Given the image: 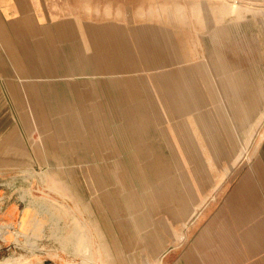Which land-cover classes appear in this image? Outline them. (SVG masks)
Returning <instances> with one entry per match:
<instances>
[{
    "label": "rangeland",
    "instance_id": "rangeland-1",
    "mask_svg": "<svg viewBox=\"0 0 264 264\" xmlns=\"http://www.w3.org/2000/svg\"><path fill=\"white\" fill-rule=\"evenodd\" d=\"M263 6L255 5L254 8L260 10L264 9ZM215 8L216 5H209L208 11L204 13L190 11L181 13V17L177 18L173 17L175 15L172 11L170 14L173 21L186 19L187 27L179 28L178 35L174 34L173 30H168L165 34L171 42L181 41L182 44L179 42L178 46L186 50L184 55H191V58L185 59V62L191 61L189 63L191 69L202 65V69L205 70L207 62L206 67L209 66L211 73L214 71L212 66L216 65L219 69L225 65L224 69L228 73L243 71L247 79L251 81L252 77L256 79V90H261L264 95V17L246 14L243 19L225 18L220 23ZM177 63L179 61L176 60L175 64ZM156 73H159V69L154 70L153 74ZM261 102L256 104L260 109ZM54 110L32 107L16 109L17 114L21 115L26 121V126L30 128L27 138L31 139H23L22 135L19 137L32 163L22 164L16 171H0V264H28L30 258L35 256H47L63 264H93L90 257L94 253L91 252L90 244L97 245L100 240L108 241L106 236L102 239L89 236L88 231L93 233L91 219L89 220L87 215L91 209L83 197L82 200L76 198L75 201L71 200L68 203L62 196L49 189L50 173L38 164L31 142L39 141L41 137L43 139L46 136L53 138V145L66 149L70 161L73 162L70 167L74 170L75 178L92 197L97 198L100 192L104 191L102 188L106 189L104 192H108L113 206L115 208L119 206L124 213L119 215L127 227L136 220L140 222L145 220L144 235L150 243L152 240H158L160 254L156 260L150 258L151 252L149 253L148 247H145L147 241L142 240L139 234L141 231L131 229L129 226L124 234L127 233L125 238L137 242L139 252L137 264H163L162 259L165 261L169 257L171 264H259L264 260L263 248L261 249L263 251L254 258H251V254L248 256L244 254L250 253V250L248 251L251 241L250 230L252 232L255 230L258 235L257 243L264 244V175L260 169L259 172L253 171L254 160L261 167L264 164V140L258 142L264 131V123L257 127L249 151L213 190V177L229 165V160L223 156L219 145L207 141L206 145L204 141L201 145L192 140V147L188 145L185 148L183 143L182 155L172 156L168 150L160 147L159 139H154L155 126L150 117L152 116L150 108L143 107L144 115L141 116L145 127L151 119L153 130L149 122L148 128L151 131L147 129L141 136L145 139L144 145L140 146L144 155L127 157L128 172L119 171V160H113L112 169L101 159L93 160V164L89 162L91 164L89 166L85 161L79 162V158L72 154L74 150L71 146L63 143L67 139L57 136L56 124L50 123L47 126V134L44 131L40 133L37 115L44 111V114L49 116L50 112L54 114ZM50 120L51 118H48L47 122ZM231 131L233 138L243 132L234 131L233 128ZM171 134L170 129L167 137L170 138ZM130 141L131 144L134 143ZM234 141L236 145L237 140ZM254 147L256 150L252 153ZM204 157L210 159L214 171L208 170ZM156 158L161 159L160 166ZM81 166L85 167L84 170L80 169ZM89 167L100 171H89ZM152 169L154 171L151 180L148 172ZM155 172L160 175L159 181L155 178ZM92 173H99L98 175L103 177H100L103 187L98 189L99 194L94 189ZM23 180L27 181L29 186L23 183ZM124 180L125 182L127 180L126 188L120 186ZM185 187L189 188L188 191L194 189L200 197L208 195L205 206L193 218L187 229H183L181 225L187 214L177 221L170 215L174 214L172 209H176L182 200L186 202ZM127 193L128 197L130 195L129 199L124 198ZM98 200L101 201V197ZM189 210L190 206L187 212ZM16 216H19L18 221H13ZM92 216L93 214L90 218ZM110 219L113 223L112 215ZM169 220L174 221L173 227L177 232L184 234L185 238L182 241H176L173 237ZM5 231L9 232V238L6 237ZM106 246L111 248L110 243ZM108 259L111 264H115L109 256ZM99 260L97 262L102 264L101 259Z\"/></svg>",
    "mask_w": 264,
    "mask_h": 264
},
{
    "label": "crops",
    "instance_id": "crops-1",
    "mask_svg": "<svg viewBox=\"0 0 264 264\" xmlns=\"http://www.w3.org/2000/svg\"><path fill=\"white\" fill-rule=\"evenodd\" d=\"M221 2L0 0V20L28 15L36 23L33 36L25 32L13 34V53L27 55L23 69L13 70L3 56L9 52L0 47V171H16L22 164H29L26 161L29 154L20 137L28 139L30 128L17 114L19 107L72 108L87 112L88 117L93 113L101 117L106 110L100 109L154 106L145 95L144 84L149 82L144 75L150 76V72L144 69L142 55H184L186 50L178 46L181 41L171 42L165 32L173 30L178 35L179 28L187 27V21H173L170 13L173 11L176 18L190 11L204 13L209 5L218 8ZM149 14L152 19L147 18ZM159 94L149 93L156 98ZM99 121L105 122L88 120ZM92 231L88 234L94 239L103 235L109 241L104 227L100 233L94 228ZM90 248L94 260L111 264L105 253L107 246L105 249L98 241L97 245L91 243ZM169 258L162 259L163 264H171ZM28 264L63 263L47 256H35Z\"/></svg>",
    "mask_w": 264,
    "mask_h": 264
},
{
    "label": "bare ground",
    "instance_id": "bare-ground-1",
    "mask_svg": "<svg viewBox=\"0 0 264 264\" xmlns=\"http://www.w3.org/2000/svg\"><path fill=\"white\" fill-rule=\"evenodd\" d=\"M5 1L7 2V0ZM217 1H223L222 5L224 18L226 17V15L228 16V14L233 13V16H236V18L234 19L240 20L245 17V12H250L249 8L231 5V3L229 2L231 0ZM251 12H253V15L255 17H264V10H251ZM8 19L9 20H0V47L4 50V52H9L8 55L3 56H5L9 61L10 67L13 70L18 71L26 66L27 55H20L19 53L15 55L13 53L15 49L13 45V34H20L22 32H25V34L33 36L36 34V23L34 19L28 15L24 16L23 18L14 17ZM142 56L144 57V62L147 64V66L151 64L153 65L154 62L152 60L151 62H149V55ZM190 56L191 55H168V57L164 58L161 57V55H156L155 65H169L170 63L175 62L177 60V57L191 58ZM206 64L205 70L202 69V65H198L193 69H189L188 67H185L183 65L182 68H178L174 71L167 70L163 75H159V85L162 84V88L164 89H161L165 92L166 95H161L162 93L159 94V99H161L162 101L168 100V102H171L172 107L174 106V109L179 110H181L183 106L186 108L193 107V104L191 103H186L184 105L182 104V102L186 101L188 98H190L192 102H199L198 100L202 101L203 98L204 100L206 99L208 101H211L212 104L215 103V109H213V111L203 110L200 114V118L202 119V122L207 130L205 134L207 142H213L218 144L219 147L222 149L221 152L223 156H225V158L229 160V163L231 165L230 167H232L238 162L240 157L248 151L249 143L253 137V133L256 131L258 125L261 123L264 117V95L261 90H256V79L254 78V80L253 77L252 81L247 79L243 71H230L228 73L224 69L225 65H222L220 69L216 65V67L212 66V68L214 69V71L212 70V75L211 71L209 70V66L207 68ZM248 74L252 75V73ZM221 100L223 101L222 103ZM259 100L260 102L263 101L261 102V109L256 106L257 103H260ZM157 101L158 99L155 102L154 116L156 118L155 121L160 123L161 120H166L168 116L166 114V111L162 110V102ZM157 105H160L161 107V114L158 113ZM197 105L198 103H194V107ZM216 105L218 106L216 107ZM41 117H44V115H42L41 113L38 114L37 121H40L42 119ZM158 118L160 119V121ZM232 126H235V128ZM160 128L163 130L161 125ZM232 128L234 129V131L243 129L240 130L243 131V135L241 136L240 132L236 137V145H234L235 139H233L231 135ZM43 131L44 129L42 127L39 132L42 133ZM219 132H221V134ZM170 140L174 146L177 144V141L175 140V134L174 136H170ZM185 140L190 139L186 137ZM261 140H264V131L261 134V137L259 138L258 142H260ZM31 142L34 145L33 151L35 153V156H37L36 160L38 161V164L40 166H43L45 170L50 173L51 178L49 181L50 184L48 185L49 189L58 194L59 196H62V199L67 200L68 203L71 200L75 201L76 198L82 200L81 198L83 197V200H85L86 204L89 205V209H91V211L94 210L92 213H90L91 211L87 212V215H89V220L91 219L90 223L92 224L93 228L99 233L101 232V226L103 225L105 231L108 233L109 242L105 240H100V243L101 246L103 245L105 249L106 245L110 243L111 248L107 247L109 252L107 253L106 251L105 253L107 256H109L111 260H113L115 264H136L137 262L136 259L139 253L137 251V242H134L132 239L125 238L127 236V233L124 234V232L128 231L127 228L129 226L131 227V229L141 231V234H143V240L147 241L146 244L149 247L148 251L149 253L151 252L150 258L152 257L153 260H156V258L160 254V244L158 240H152L150 243L149 239L145 237V220H143V222H140L139 220L138 222L136 220L139 228L136 227V222H134V224L130 223L131 225L128 224L127 227L121 215H119L124 213L121 212L119 206H117L116 208L113 206L112 200L110 199L111 197H109L108 192H104L106 191V189H104L101 183L102 180L100 179L99 175H97L96 173H92L91 176L94 177L93 186L95 191L98 192V189H101V187H103L102 189L104 191L100 192V194L98 192L99 196L97 197L98 199L101 197V201H99L97 198L92 197L89 194L88 190H85L82 187V184L75 178L73 173L74 170H72V168L70 167L71 163L73 162L70 161V156L66 153L63 148H59L56 145H53L52 139L47 136L43 137V139L41 137V140L39 141L33 140ZM107 143H110V141H107ZM74 145L77 144L74 143ZM80 149L81 148L79 147L78 150ZM255 150L256 147H254L252 153H255ZM80 151L86 156V161L89 160L87 154L83 150ZM79 160L80 162H83V159L79 158ZM156 160L159 162L158 166H160L161 159L156 158ZM26 161L30 164L32 163L29 159H26ZM204 161H206L208 170L214 171L210 159L208 157H204ZM154 163H156V161H154ZM150 164L152 165V162ZM151 165H149L148 168H150ZM230 167L228 166L227 168H225L224 172L217 173V176L213 177V190L218 185H220V183H222ZM259 169L262 170V175H264V164L261 167L257 164V161L254 160L253 171L259 172ZM152 171H154V169H152L151 172H148V175L151 176V180L153 179ZM159 176L158 173L155 172V178L158 181L160 178ZM22 182L26 183V185L29 186V183L27 181L23 180ZM123 182L124 181H121L120 186H127ZM184 189L186 190V202H183L184 200H182L176 207V209H172L174 211V214L170 215L171 218L174 219V221H177L178 219L180 220L182 216L184 217L185 214H187L186 217L182 219L183 221L181 223L182 228L187 229L189 227V224L192 223L193 218L199 213V211L207 202L206 200L208 196L205 195L200 197L194 189H191L189 191V188L187 187H185ZM129 197L127 193L124 198L129 199ZM103 204H106L107 206L105 207ZM189 206L190 210L187 212ZM91 214H93V216L90 218ZM111 215L114 219L113 223L110 219ZM174 221L169 220L171 228H174ZM96 223L98 224V226ZM173 230L176 233V240L179 238L180 235H182L183 239L185 238L183 233L177 232V230L175 229ZM99 238L102 239L103 235H99ZM262 248L264 249V244L261 246V248H259V250H256L255 253H260L261 251H263L261 250ZM91 257L90 261L93 264H100L93 259V256Z\"/></svg>",
    "mask_w": 264,
    "mask_h": 264
},
{
    "label": "water",
    "instance_id": "water-1",
    "mask_svg": "<svg viewBox=\"0 0 264 264\" xmlns=\"http://www.w3.org/2000/svg\"><path fill=\"white\" fill-rule=\"evenodd\" d=\"M229 2L233 6H239V7L241 6L243 8H249L250 12H245V15L253 14L251 10L252 11L259 10V9L254 8L255 5H259V6L264 5V0H231ZM222 4L223 2L219 3L217 6L218 8H215V11L217 12V15H218V22L220 23L223 22V18H224ZM260 10H264V9H260ZM147 18L152 19V15L149 14ZM225 18H236V16H233V13H231V14H228V16L226 15ZM148 57H149V62H151L152 60L154 63L153 65L151 64L147 66V64L143 60L144 69L146 70L147 73L150 72V76L144 75L145 80L149 82L148 84L145 83L144 86H145V95L149 96V99H150L149 103L154 105V106L148 107L152 110V113H151L152 116L150 117L152 119V122H154V126H155V129H154L155 138L154 139H159L160 147L168 150L172 156L182 155L181 146L183 145V143H185V148L188 145L192 147V140L199 142L201 145H202V141H204L206 145L207 140H206L205 134L207 130L202 122V119L200 118V114L203 110L213 111V109H215V103L212 104L211 101H208L206 99L204 100L203 98H202V101L198 100L199 102L197 101L192 102L190 98H188L186 101H183L182 104L184 105L186 103H191L193 104V107L186 108L183 106L182 109L179 110V109H174L173 108L174 106L172 107L171 102H168V100L162 101L161 99H159V97L156 98V96L151 97L149 95V93L153 95L154 93L153 91H155L156 93L159 92L160 94L162 93L161 95L166 96L165 92L162 90L164 89L162 88V84L159 85V79H158L159 75H163L167 70L174 71L178 68H182L183 65L191 69V64L189 65L191 61L188 60V62L187 61L185 62V59L187 60L188 58H177V61H179V63L177 64H175L176 63L175 61L173 63H170L171 65L170 64L165 65V64L158 63V64H161L158 66V65H155L156 55L155 56L149 55ZM161 57L165 58V57H168V55H162L161 53ZM169 66H175V67L174 69H172V68H168ZM156 69L157 70L159 69V73H156L155 75L153 74V72ZM147 89L149 90L151 89V91H148ZM206 92H207V89H206ZM157 99H158L157 102H162V106H163L162 110H165L168 116L166 120H163V121L161 120L160 123L155 121L156 118L154 116V113H155L154 107H155V102ZM194 103H198V105L194 107ZM164 105H165V108L167 107L166 109L164 108ZM212 105H214V108H212ZM217 106L218 105H216V107ZM54 109H55L54 114H51L50 112L49 116L44 114V111L43 113H41L42 115H44V117H41L42 118L40 120L41 122L38 121L39 129L43 127L44 133H46L47 126L50 123L56 124L55 130H56L57 136H62L64 139H67L63 143L69 144V147L71 146V148L74 150V153L72 154L73 155L75 154L77 158L83 159V161H85V163H87L88 166L94 163L93 160L101 159L104 163L105 162L108 163L112 169L113 160H119L120 162L119 164L120 167H118L119 171L122 170V171L128 172L129 166L127 165V161H126L127 157L132 156V155L133 156L134 155H144L143 149L140 146L144 145L145 139H142L141 136L142 134L145 133V131H147V129L151 131V129L148 128V125L150 124L149 122H151L150 121L151 119H149L147 117L148 115L145 114L146 118L149 119L148 120L149 122H147L148 125L145 127L144 126L145 122L141 116V115H144V111L141 108H126V109L117 108L116 110L113 108L112 109H100V110H106L105 116H101V117H95L94 113L90 117H88L87 112L80 111L79 109H72V108H64V109L54 108ZM157 110H158V113L161 114L160 105H157ZM69 111L71 112L70 115H69ZM92 112H95V111H92ZM48 118H51L50 122H47ZM89 119L90 120L102 119V120H105V122L99 121L97 123H89L88 122ZM152 122L150 124L151 128H152ZM261 123H264V117ZM83 124H86V125L84 126ZM139 125H142V126H139ZM160 125L163 128V130L160 128ZM170 129L172 130L171 135L174 136L175 134V140L177 141V144L175 146L171 142L170 138L167 137V134ZM240 130H243V129H239L238 132H240ZM256 132H257V129L253 133V137L249 143V148L255 137ZM128 134H130V136H128ZM240 135L242 136L243 134L240 133ZM128 137H131V138H128ZM186 137H188L190 140H185ZM49 138L53 139L52 137H49ZM28 139H31V138L29 137ZM181 139L183 140L181 141ZM233 139L237 140L236 138H233ZM130 140H132L134 143L131 144ZM107 141H110V143H107ZM96 142L98 143V146ZM74 143H76L77 145H74ZM200 144H199V147L201 148L202 146ZM79 147L81 148L80 150H83L87 154L89 160L86 161V156L84 155V153L78 150ZM61 148H63V146H61ZM249 148H248V151H249ZM64 150L66 151V149ZM151 151H153V149ZM75 152H77V154ZM243 155L240 157L238 162L241 160ZM78 161L80 162V160ZM89 162H91V164ZM238 162L232 167H230L231 165L229 163L228 166L230 167V169L227 172H230L231 169L238 164ZM83 168L85 167H82V166L80 167L81 170H84ZM88 170L89 171L93 170V167H90V169L88 168ZM224 170L222 172H224ZM99 171L97 170L95 172H99ZM99 177H102V176L99 175ZM123 183L127 185V180L126 182L124 180ZM173 229L175 228H170V232L172 233L173 237L176 238V233L174 232ZM250 234H251V241L249 242V249H248V251L250 250V253L246 252L244 254H246L247 256L248 254H251V258H254L255 255L258 254V253H255V251L259 250V248H261L262 245L257 243L258 235L256 234L255 230H253V232L250 230ZM230 235L232 236V233H230ZM140 236L142 238L143 234L140 233ZM182 239L183 237L182 235H180L176 241H181ZM145 247H148V245L146 244ZM259 264H264V260L260 262Z\"/></svg>",
    "mask_w": 264,
    "mask_h": 264
},
{
    "label": "flooded vegetation",
    "instance_id": "flooded-vegetation-1",
    "mask_svg": "<svg viewBox=\"0 0 264 264\" xmlns=\"http://www.w3.org/2000/svg\"><path fill=\"white\" fill-rule=\"evenodd\" d=\"M5 234H6V237L9 238L10 235H9V232L8 231H5Z\"/></svg>",
    "mask_w": 264,
    "mask_h": 264
}]
</instances>
